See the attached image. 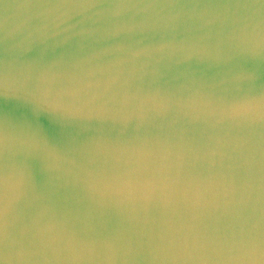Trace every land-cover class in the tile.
<instances>
[{"label":"water","instance_id":"obj_1","mask_svg":"<svg viewBox=\"0 0 264 264\" xmlns=\"http://www.w3.org/2000/svg\"><path fill=\"white\" fill-rule=\"evenodd\" d=\"M0 264H264V0H0Z\"/></svg>","mask_w":264,"mask_h":264}]
</instances>
